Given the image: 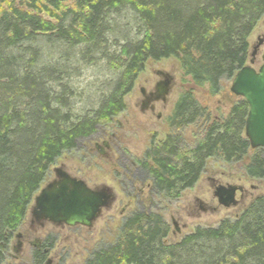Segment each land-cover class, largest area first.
<instances>
[{"label": "trees", "instance_id": "trees-1", "mask_svg": "<svg viewBox=\"0 0 264 264\" xmlns=\"http://www.w3.org/2000/svg\"><path fill=\"white\" fill-rule=\"evenodd\" d=\"M263 15L264 0H0V264L55 161L126 109L148 61L175 58L184 78L170 133L138 163L153 197L179 198L209 159L247 158L244 176L264 178V148L244 136L247 103L212 117L196 96L219 94L246 65ZM168 235L160 212L135 209L86 264H264V195L234 219Z\"/></svg>", "mask_w": 264, "mask_h": 264}, {"label": "rangeland", "instance_id": "rangeland-1", "mask_svg": "<svg viewBox=\"0 0 264 264\" xmlns=\"http://www.w3.org/2000/svg\"><path fill=\"white\" fill-rule=\"evenodd\" d=\"M20 0H15V4H19ZM69 4V3H68ZM263 38V43L260 46V52H264V15L255 25L254 29L248 37L249 42V55L246 64L251 59V53L253 47L257 45L258 39ZM259 63L255 68H258ZM154 70H164L170 72L175 77V86L170 96V106L167 114L165 113L162 120H156L153 118L151 122L145 121L140 115L137 107L134 106V100L137 94L138 86H144V80L155 79L153 73ZM182 73L180 70L179 62L175 58H167L159 61H148L145 64L143 71L137 77L133 89L125 96V104L127 110L125 113L133 115L134 119L130 120L129 124L124 121L122 114L117 116V120L125 125L124 133L125 139L121 147V153L130 159V161L140 162L144 157L145 152L152 145H156L162 141L167 134L170 133L168 128L167 118L173 110L174 104L178 99L179 94L182 90ZM187 80V78H185ZM231 81H223L221 92L214 96H207L203 93V90H199L197 93V99L199 103L207 109L210 116H225L229 112L232 104L236 102L238 97L234 96L229 91ZM196 127H190L183 131V136L187 144H190V140L193 139L196 133ZM253 151L249 150L248 154L251 155ZM248 161L246 158L239 163L227 164L220 160L209 159L204 172L201 174L198 181L193 187L184 190L180 197L167 201L158 197H153V205L150 209L153 212H160L163 219L169 226V235L166 240L169 242L179 241L184 235L192 232L197 226H216L219 221L223 218L234 219L238 217L248 204L257 196L264 195V178L262 179H250L244 176V164ZM124 164H128L129 161H121ZM60 163L64 164L68 169L72 170L76 174H83L87 177L91 183H100L109 186L112 189V194L120 196L124 195V190L129 191L128 183L125 181L123 176L124 169L121 164L117 166L99 159L92 155V152L86 150L83 147L74 149L63 153L53 164V167L58 166ZM128 167L130 165H127ZM52 174L49 172L47 179ZM209 178L214 181H231V182H242V184L248 189V198L236 208H224L213 210L209 207H213L211 200V187ZM46 179V180H47ZM46 180L44 183H46ZM121 181L124 182L122 185ZM44 183L42 185H44ZM123 191H122V190ZM196 203H201L205 207V211L199 209ZM153 206H156L153 207ZM194 206L195 209H191ZM125 206H118L116 211L113 212L112 217L98 220L91 232L92 238L88 245V249L85 252V259L88 260L92 252L98 247L111 243L123 220L129 214L130 209ZM188 209L185 213L183 210L182 221L186 223V228L181 226V220L176 219L175 211H180L181 208ZM132 210L141 209L140 206L132 205ZM198 208V209H196ZM173 216V219L171 218ZM175 221V223L173 222ZM178 228L180 231L178 232Z\"/></svg>", "mask_w": 264, "mask_h": 264}, {"label": "flooded vegetation", "instance_id": "flooded-vegetation-1", "mask_svg": "<svg viewBox=\"0 0 264 264\" xmlns=\"http://www.w3.org/2000/svg\"><path fill=\"white\" fill-rule=\"evenodd\" d=\"M260 40L262 42L260 44L257 43L255 54L251 55L250 59L254 67L262 63L261 56L264 52H260V46L263 43V38L260 37L258 42ZM153 73L155 79L149 80L146 78L144 80V86H138V91L134 100V106L137 107L140 115L147 122H151L153 118L162 120L165 116L164 114H167L170 106V96L176 82L175 77L168 71L154 70ZM126 111L127 110H124L122 113ZM122 117L128 124L130 120L134 119L133 115L127 113L126 115L124 113ZM124 129L125 125L120 123L116 117L112 123L103 127L98 133L85 142L79 144L76 149L83 147L89 152L91 151L92 155L95 157L108 161L115 166L121 164V161H129L127 165L136 169L134 173L126 169V164L123 162L121 164L124 169V179H126L125 181L128 183L127 186L130 188L129 191H123L121 189L124 195L120 194V196H116L112 194V189L109 186L100 183H91L85 175L76 174L62 163L53 167V169L59 168L70 176L82 180L91 189L101 190L103 188H108L111 195L109 204L106 208L102 209L98 218L90 226L78 224L67 225L63 223L54 224L49 220L37 219L30 213L29 207L28 214L10 242L9 251L6 253L4 264H35L34 260L36 256L42 258L40 263L37 264H86L85 252L92 238L91 232L93 231V227L98 220L112 217V213L115 212L120 205L130 209L129 214L134 211L131 208L132 205L138 204L141 209L144 207L149 209L152 208L153 195L150 175L147 172H140V170H138L139 162L130 161L125 154L123 155L121 153L120 146L123 144L126 136ZM138 161H140V159ZM54 179H57V177L52 170V174L46 180V183ZM209 181L211 187V200L212 204H214L213 207L209 208L213 210L222 207L218 204L213 194L214 188L218 185H235L239 188L236 192L237 204L232 207L233 209L242 204L249 196V191L242 182H221L214 181L211 178H209ZM46 183H44V185ZM121 183L124 185L123 181H121ZM196 205L199 209L205 211V207L201 203H196ZM153 207L156 208V206ZM191 207V209H195L194 206ZM183 210L186 213L188 209H184L183 207L180 211H175V215L176 219L181 220V226L186 228L187 225L182 221L183 218L181 216ZM171 218L173 219V216ZM173 222L175 223V221ZM176 229L178 232L180 231L178 228ZM88 240L90 241L88 242Z\"/></svg>", "mask_w": 264, "mask_h": 264}, {"label": "water", "instance_id": "water-1", "mask_svg": "<svg viewBox=\"0 0 264 264\" xmlns=\"http://www.w3.org/2000/svg\"><path fill=\"white\" fill-rule=\"evenodd\" d=\"M262 41L260 40L258 44ZM253 47L251 55L255 54ZM258 68L250 60L233 76L229 91L243 99L248 106L244 125V136L251 149L264 148V53ZM57 179L46 183L34 195L30 213L37 219L49 220L54 224L90 226L103 208L110 202L108 188L94 190L59 168L53 169ZM235 185H218L214 196L224 208L236 206Z\"/></svg>", "mask_w": 264, "mask_h": 264}, {"label": "bare ground", "instance_id": "bare-ground-1", "mask_svg": "<svg viewBox=\"0 0 264 264\" xmlns=\"http://www.w3.org/2000/svg\"><path fill=\"white\" fill-rule=\"evenodd\" d=\"M44 186V185H43ZM43 186H41V187H43Z\"/></svg>", "mask_w": 264, "mask_h": 264}]
</instances>
